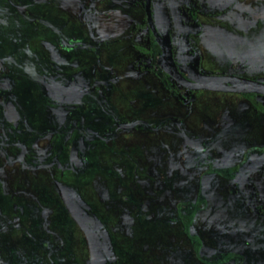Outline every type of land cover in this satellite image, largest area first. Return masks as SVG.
Instances as JSON below:
<instances>
[{"label":"flooded vegetation","instance_id":"1","mask_svg":"<svg viewBox=\"0 0 264 264\" xmlns=\"http://www.w3.org/2000/svg\"><path fill=\"white\" fill-rule=\"evenodd\" d=\"M31 4L12 3L27 15ZM149 8L159 36L162 28L168 32L178 70L194 65L202 73L264 82V67L253 68L264 60L254 45L258 39L264 46V34L251 33L264 26V0H149ZM54 9L65 19L60 27L73 29L43 41L52 69L41 84L56 127L30 138L33 129L18 114L14 82L0 56V234L19 227L29 207L35 228L54 238L56 250L63 235L54 223L64 215L80 264H264V227L258 226L264 219V94L176 81L156 61L161 48L145 0H57ZM75 49L89 51L88 75L71 61ZM87 93L99 110L88 122ZM58 132L69 143L64 160L51 150ZM90 151L127 178L110 182L96 174L87 197L55 174L84 171ZM196 157L198 169L181 179L195 184L196 194L175 205V171L186 174ZM211 182L235 186L247 228L238 216L230 230L217 226L206 190ZM147 187L154 194L143 193ZM195 216L201 226L194 227ZM225 232L230 243L217 242Z\"/></svg>","mask_w":264,"mask_h":264},{"label":"rangeland","instance_id":"2","mask_svg":"<svg viewBox=\"0 0 264 264\" xmlns=\"http://www.w3.org/2000/svg\"><path fill=\"white\" fill-rule=\"evenodd\" d=\"M18 1L22 3L32 2L28 8L29 15L13 7L12 3H18ZM56 6L57 0H40L36 2L33 0H0V56L3 57L6 74L14 82L13 92L16 95L18 114L20 118L24 116L27 123L33 129L30 138L37 137L45 129L57 126V122L50 116L48 108L50 102L41 84L42 75L44 73L49 74L52 69V64L43 41L46 39L55 40L70 36L73 29L70 28V25L60 27L64 24L65 19L54 9ZM164 7H166V4ZM256 13L261 14V12H255L254 14L256 15ZM251 33L254 38L260 39L262 33L264 34V26L261 25L258 27L256 25L254 31ZM257 40L254 41L255 49L264 52L263 44ZM231 50L237 52L238 49L231 47ZM69 56L71 61H79L80 68L85 69V74L88 75L89 72L86 71V62L88 60L87 58L90 57L89 51L75 49ZM253 60H257V57H254ZM259 67H264V60L263 63L254 64L253 66L254 70ZM69 68L70 66L68 65L63 67L65 71ZM91 97L92 94L87 93L82 98V103L85 107L84 118L86 122L89 121L92 114H99V110H95ZM227 100L232 101L231 98ZM107 119L108 115L105 114V117H102L100 120H94L92 125L93 127L99 128ZM191 132L192 134H199L201 131L192 128ZM207 134H210L209 131ZM63 139L64 136L59 132L54 133L50 139L51 150L57 153L61 160L66 159L69 154V143ZM97 158L96 153L90 151L84 171L73 172L64 170L57 172L55 175L59 180L71 184L83 193V195L89 197L93 187L92 180L96 174L109 175L108 179L110 182H114L113 179L116 176H122L119 175L118 169L109 167V165ZM176 159L180 160V157L176 155ZM180 161L182 162V160ZM199 164L200 160L196 157L193 164L188 167L186 174H184L186 169H183L181 166L182 171H175V205L195 196L197 191L196 185L192 182L184 183L181 179L189 178V173L192 174L194 170L198 169ZM122 171L129 172L128 175L130 176L132 169L126 166L123 167ZM121 178L125 180L127 175L125 174ZM6 179L8 180V177ZM224 184L227 183H217V185H214V182H211L206 189L210 197L209 200L211 201H208V204L212 211L216 212L217 218H219V220H216L217 226L220 223L223 228L222 231L230 230L234 228L235 221L237 220L236 217L238 216L239 221L243 223V228H247L249 223L245 216V210L236 208L235 200L239 193L236 192L235 186ZM146 189L145 192H142L154 194L150 188L147 187ZM22 216L19 227L0 234V264H80L76 258L75 248L69 237L72 227L65 222L64 215L62 216L60 213L54 223L55 227L59 228L63 235V244L58 250L54 249L55 240L51 235H47L40 229L35 228V216L29 207H27ZM177 221L176 218L175 226H177ZM199 221L200 218L196 216L192 219L194 227L201 226ZM210 226L208 225L207 228ZM258 226L264 227V219H258ZM33 231L34 235L31 234ZM207 232L208 234L205 236L206 241L212 243L211 230ZM30 234L35 236L36 239L30 237ZM217 236V242L221 240L224 244L227 242L230 243L231 241L230 236L226 235V232Z\"/></svg>","mask_w":264,"mask_h":264},{"label":"water","instance_id":"3","mask_svg":"<svg viewBox=\"0 0 264 264\" xmlns=\"http://www.w3.org/2000/svg\"><path fill=\"white\" fill-rule=\"evenodd\" d=\"M145 12L147 22L161 48V53L158 55L156 61L164 71L169 73L180 84L189 88H207L232 91L244 89L245 91L264 94V82L258 80L231 74L215 75L202 73L194 65H181L179 66L180 70H178L172 59L170 39L167 30L162 28L161 36H159L153 27L150 16L149 0H145ZM180 71H185L186 77H184Z\"/></svg>","mask_w":264,"mask_h":264},{"label":"crops","instance_id":"4","mask_svg":"<svg viewBox=\"0 0 264 264\" xmlns=\"http://www.w3.org/2000/svg\"><path fill=\"white\" fill-rule=\"evenodd\" d=\"M64 8H65V7H63V9H64ZM63 9H62V10H63ZM56 10H57V9H56ZM59 10L61 11V8H59ZM62 26H63V25H62ZM70 53H71V52H70ZM88 64H89V63H88Z\"/></svg>","mask_w":264,"mask_h":264}]
</instances>
